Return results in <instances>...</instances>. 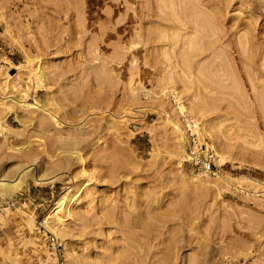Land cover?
<instances>
[{
  "label": "rangeland",
  "instance_id": "1",
  "mask_svg": "<svg viewBox=\"0 0 264 264\" xmlns=\"http://www.w3.org/2000/svg\"><path fill=\"white\" fill-rule=\"evenodd\" d=\"M25 171L0 264H264V0H0V179Z\"/></svg>",
  "mask_w": 264,
  "mask_h": 264
},
{
  "label": "built area",
  "instance_id": "2",
  "mask_svg": "<svg viewBox=\"0 0 264 264\" xmlns=\"http://www.w3.org/2000/svg\"><path fill=\"white\" fill-rule=\"evenodd\" d=\"M186 147L185 160L196 174H210L215 167V154L207 145L200 133L199 127L194 121H187L183 131Z\"/></svg>",
  "mask_w": 264,
  "mask_h": 264
},
{
  "label": "bare ground",
  "instance_id": "3",
  "mask_svg": "<svg viewBox=\"0 0 264 264\" xmlns=\"http://www.w3.org/2000/svg\"><path fill=\"white\" fill-rule=\"evenodd\" d=\"M55 118V117H54ZM177 125H175V127H176ZM176 129H177V131L180 133V136H181V140H182V142H183V146H184V152H185V150H186V147H185V143H184V136H183V132H182V130H181V128L180 127H176ZM29 171V170H28ZM28 171H25V172H23V173H21V175H19V177L17 178V181L16 182H14V183H7V182H5V180L4 179H0V187L2 188V189H4V190H9V189H11V188H17V187H19L22 183H23V180H24V177L27 175V172ZM34 179L36 180V181H40V180H42L41 178H37V177H34ZM85 179V178H84ZM43 181V180H42ZM10 182V181H9ZM88 183H87V181H84L83 182V180H82V183H80V184H78V185H76V191L77 192H80L81 190H84L85 188H86V185H87ZM76 192V193H77ZM78 195V194H77ZM75 196V193H73V194H70V197H69V199H68V202L70 203L71 201H72V199H73V197ZM76 198V197H75ZM62 204H63V202H62ZM70 213V207H67V213ZM121 230H123L124 231V229H121ZM126 231V230H125ZM124 231V232H125Z\"/></svg>",
  "mask_w": 264,
  "mask_h": 264
}]
</instances>
